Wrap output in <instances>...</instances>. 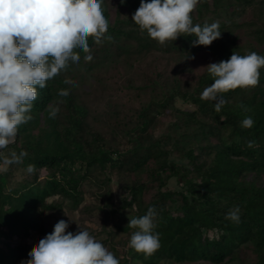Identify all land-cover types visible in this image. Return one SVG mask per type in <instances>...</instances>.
<instances>
[{
    "label": "trees",
    "instance_id": "1",
    "mask_svg": "<svg viewBox=\"0 0 264 264\" xmlns=\"http://www.w3.org/2000/svg\"><path fill=\"white\" fill-rule=\"evenodd\" d=\"M140 2L121 4L119 0V8L130 13L121 19L113 17L109 0H103L101 7L109 21L106 35L112 40L96 44L89 38L92 61L86 62L85 53L77 50L78 63L70 62L46 87L38 88L32 119L20 126L14 144L0 150V264L30 259L33 246L50 233L41 221L43 213L58 208L48 201L59 197L78 207L88 185L95 190L102 211L115 214L129 209L133 217H140L154 207L158 213L154 232L159 233L161 247L147 258L128 247L125 255L114 254L120 264H227L243 260L249 251L254 255L250 264H264V183L251 177L264 179V68L258 86L222 94L228 103L220 112L215 111V101L201 99L203 90L214 82L207 68L195 71L185 83L179 77L161 85L156 81L153 86L159 96L136 111L135 127L122 137L124 148L112 146L116 131L110 122L103 120L102 130L94 122L92 97L102 92L103 82H96L90 92L79 87L84 74L115 59L131 63L162 54L181 62L183 72H190L203 56L219 63L233 51L264 55V24H249L256 28L252 33L258 48L248 50L236 35L252 11L258 9L259 17L264 16V0H202L192 13L194 24L213 23L205 19V12L226 18L219 24L221 37L207 47H193L194 35L161 45L146 31L142 33L132 20ZM65 79L75 85L65 84ZM61 89H69L70 94L60 97ZM177 100L193 109L176 110ZM49 105L60 109L55 118L49 116ZM169 109L179 113L178 134L156 138L154 129ZM248 116L254 125L243 128L241 122ZM249 141L255 145L248 147ZM13 151L27 155L20 164L5 165L4 158ZM29 164L35 165L32 174L26 171ZM106 172L119 176L131 194L119 209L110 202L111 178H102ZM144 174L148 181L142 179ZM172 178L178 179L180 190H164ZM154 184L157 191L147 198ZM235 206L240 208L239 222L225 218ZM131 230L137 229L124 228ZM106 248L116 251L114 245Z\"/></svg>",
    "mask_w": 264,
    "mask_h": 264
},
{
    "label": "clouds",
    "instance_id": "2",
    "mask_svg": "<svg viewBox=\"0 0 264 264\" xmlns=\"http://www.w3.org/2000/svg\"><path fill=\"white\" fill-rule=\"evenodd\" d=\"M125 0H121L123 4ZM202 0H141L132 20L141 32L164 45L180 36L194 35L192 46H210L221 37L219 22L193 23L192 13ZM103 0H0V150L16 142L19 128L32 119L30 112L38 98V88L47 86L68 68L69 63L81 59L77 50L85 53L84 60L93 59L89 38L96 44L111 41L106 35L109 21L101 7ZM194 59L195 57H188ZM214 82L206 87L201 99L215 101L220 112L227 100L224 93L258 86L264 55L251 52L239 55L233 51L230 58L206 66ZM65 84L75 81L65 79ZM69 89L59 90L67 97ZM63 101H60L62 103ZM245 111L248 109L240 105ZM57 105H49L50 118L59 112ZM252 117H245L241 126L251 128ZM254 141L248 142L253 147ZM27 155L15 151L5 157V165L20 164ZM29 164L26 171L35 172ZM131 199V194H125ZM158 213L149 207L146 214L129 219L128 227L137 229L130 237L128 247L144 256H152L160 247L159 233L154 232ZM239 222L240 208L235 206L225 216ZM79 226V225H78ZM69 223L60 220L51 233L39 239L28 253L30 259L21 264H120V260L86 229L75 234L66 232Z\"/></svg>",
    "mask_w": 264,
    "mask_h": 264
},
{
    "label": "rangeland",
    "instance_id": "3",
    "mask_svg": "<svg viewBox=\"0 0 264 264\" xmlns=\"http://www.w3.org/2000/svg\"><path fill=\"white\" fill-rule=\"evenodd\" d=\"M119 0H109V5L113 13V17L120 16L121 19L130 17V13L126 9H120L118 6ZM205 19L212 20L213 22H219V24L225 20V15L215 16L211 12H205ZM246 25L241 27L236 32V35L240 36V42L250 48L252 46L259 47L257 37L252 33V30L256 28L249 27V24L262 26L264 24V16L259 17L258 9L252 11L244 20ZM262 46V45H261ZM249 50V49H248ZM121 59L112 61L102 69L95 71L92 74H84L80 80L79 87L83 92H90L93 85L96 82H103V86H100L101 91L96 96L92 97L94 101V121L97 127L102 130V121L110 122V125L114 128L115 139H112L111 144L115 148H124L123 136L129 132L136 125V111L141 109L143 105L148 104L153 98L159 96L157 89L153 84L157 81V84H164L167 80H173L175 77H179L183 83L191 80L195 74V71H203L207 65L211 64V57L203 56L196 65L192 67L190 72H183L181 62L174 60L172 57L159 55L157 57L151 56L146 59H140L138 61L132 60L131 63ZM158 87V85H157ZM156 87V88H157ZM92 101V102H93ZM175 107L181 110H192L193 106L184 103L181 100L175 102ZM179 113L175 110H166L161 116L158 125L154 129V135L156 138L164 139L167 135L178 134L176 124L180 126ZM100 123V124H99ZM102 123V124H101ZM118 137V139H117ZM166 142V141H165ZM164 142V143H165ZM169 149H173L168 146ZM173 158H179L177 154L172 155ZM46 175V172H43ZM106 176V177H104ZM102 178L109 176L111 181L109 183L110 202L116 209H119L123 205V199L127 197V189L119 176L113 173L106 172ZM257 183H264V179L255 178L251 176ZM142 179L148 181V177L143 175ZM157 185L152 186L150 193L147 194V198H151L157 191ZM182 186L178 182L177 178L169 179L167 187L164 190H180ZM58 205L55 210H49L43 213L41 221L45 225L46 229L51 233L54 229V225L60 221L65 220L69 223V228L66 232L76 233L81 229H86L99 240L104 246L109 247L114 245L116 251H110L114 254L116 252L121 255H125L128 250V242L132 233L136 230L125 232L124 228L127 227L129 219L133 217V211L129 209H123L115 214L108 213L99 209V200L95 194V190L90 185L84 189L83 199L78 207H73L69 201H65L62 198L55 197L48 201ZM79 225V226H78ZM243 260L238 259L227 264H250L254 255L249 251L243 254ZM141 264L140 262H137ZM163 264H177L166 262ZM191 264V263H185ZM192 264H210V263H192Z\"/></svg>",
    "mask_w": 264,
    "mask_h": 264
}]
</instances>
